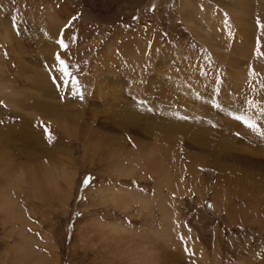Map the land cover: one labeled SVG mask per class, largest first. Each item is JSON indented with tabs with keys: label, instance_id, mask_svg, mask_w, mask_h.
I'll return each instance as SVG.
<instances>
[{
	"label": "rangeland",
	"instance_id": "1",
	"mask_svg": "<svg viewBox=\"0 0 264 264\" xmlns=\"http://www.w3.org/2000/svg\"><path fill=\"white\" fill-rule=\"evenodd\" d=\"M182 7L0 0V264H264V56L215 57Z\"/></svg>",
	"mask_w": 264,
	"mask_h": 264
},
{
	"label": "bare ground",
	"instance_id": "2",
	"mask_svg": "<svg viewBox=\"0 0 264 264\" xmlns=\"http://www.w3.org/2000/svg\"><path fill=\"white\" fill-rule=\"evenodd\" d=\"M203 1H204L203 3L200 2L198 4L195 2L194 4L193 0H181L183 4V7H182L183 8L182 12L184 16L183 18L185 22L187 21V24L192 29V32L194 33L195 37H197L202 44L207 46L212 51L211 53L215 57L220 58L222 61L231 59V61H233L232 63L243 64V62L246 60V57L248 56L251 49L252 51L254 50L256 54H259L257 57L260 58L261 56L260 53L264 50V47L260 48L254 45L256 43L255 34L252 30H249L250 27L247 26L249 29L245 27L246 25L245 23L248 22L249 20L247 17L248 13L244 11V9H246L247 5H249L248 1L249 2L251 1L250 0H245V1L228 0L229 1L228 4L230 8H228L227 10H224L223 7H221V5L216 4V2L219 0H216V1L215 0H203ZM260 1H263V0H260ZM239 3L244 8V9L239 8L240 12H238V9L236 8L239 5ZM242 10L244 12H242ZM259 10L261 11V5H259ZM225 11L231 14L232 16L231 20H232L233 26L242 27L244 33L246 34V37L244 38V40L239 39V38H233L232 47L228 46V44L230 43V37L228 36L229 33H227V30H226L227 28H225V25H224L225 24L224 23L225 21L224 12ZM257 50H259V52ZM230 66L232 68L233 64H231ZM241 73L242 72L238 73V75H236L237 73H229L230 75L229 74L228 75L232 76V78L234 77L235 79H237L239 78V76H241ZM21 136L23 135L21 134Z\"/></svg>",
	"mask_w": 264,
	"mask_h": 264
},
{
	"label": "snow or ice",
	"instance_id": "3",
	"mask_svg": "<svg viewBox=\"0 0 264 264\" xmlns=\"http://www.w3.org/2000/svg\"><path fill=\"white\" fill-rule=\"evenodd\" d=\"M260 28L262 30H264V24H259ZM59 44H60V47L63 48L65 51L68 50V45L64 43L63 40L59 41ZM259 52V50H257ZM260 55L264 56V53H260ZM56 61L59 63V65L61 66L60 67V72L67 76L69 75L67 69H68V63L63 59L61 58V56L59 54L56 55ZM56 77H53V82L55 83L56 82ZM237 119H241L240 117H237ZM245 123H247V126L251 129H255L256 128V125L255 124H252V123H248L247 121H245ZM45 131L48 133V136H49V140H51V133L48 132L47 128L45 127ZM262 135H264V133H262Z\"/></svg>",
	"mask_w": 264,
	"mask_h": 264
}]
</instances>
